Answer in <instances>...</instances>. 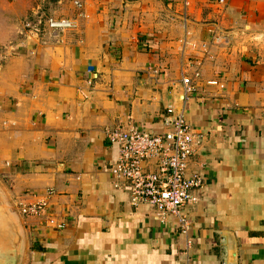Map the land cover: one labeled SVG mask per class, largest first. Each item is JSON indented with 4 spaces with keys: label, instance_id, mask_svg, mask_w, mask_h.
Listing matches in <instances>:
<instances>
[{
    "label": "crops",
    "instance_id": "crops-1",
    "mask_svg": "<svg viewBox=\"0 0 264 264\" xmlns=\"http://www.w3.org/2000/svg\"><path fill=\"white\" fill-rule=\"evenodd\" d=\"M68 3L0 51V192L23 230L22 264H230V235L238 264H264V0ZM51 17L77 28L55 36ZM184 77L196 92L182 108ZM171 108L198 142L190 244L176 220L131 204L106 135L164 134ZM46 200V215L19 214Z\"/></svg>",
    "mask_w": 264,
    "mask_h": 264
},
{
    "label": "built area",
    "instance_id": "built-area-1",
    "mask_svg": "<svg viewBox=\"0 0 264 264\" xmlns=\"http://www.w3.org/2000/svg\"><path fill=\"white\" fill-rule=\"evenodd\" d=\"M77 6L82 9L84 5L78 2ZM46 25L55 36L77 28L76 21L63 18L51 17ZM210 84L224 88L217 82ZM183 87L186 102L196 92V87L187 77L183 79ZM169 113L174 115L172 130L164 134L142 131L138 126L128 124L110 129L106 135L112 144L119 147V158L112 172L117 179L128 183L131 204L155 209L162 223L176 220L190 244L191 221L185 209L195 202L196 191L203 187L199 174L188 175L198 142L184 111L177 112L171 108ZM48 195H56L55 190H50ZM18 210L25 219L39 218L47 214L49 203L46 200L31 205L21 204ZM48 224L64 228V224L53 218Z\"/></svg>",
    "mask_w": 264,
    "mask_h": 264
},
{
    "label": "rangeland",
    "instance_id": "rangeland-1",
    "mask_svg": "<svg viewBox=\"0 0 264 264\" xmlns=\"http://www.w3.org/2000/svg\"><path fill=\"white\" fill-rule=\"evenodd\" d=\"M68 2L71 0H0V51L11 44L15 34L27 28L34 14L58 16L57 10L71 6Z\"/></svg>",
    "mask_w": 264,
    "mask_h": 264
},
{
    "label": "water",
    "instance_id": "water-1",
    "mask_svg": "<svg viewBox=\"0 0 264 264\" xmlns=\"http://www.w3.org/2000/svg\"><path fill=\"white\" fill-rule=\"evenodd\" d=\"M180 102L185 103L184 87ZM183 111V109H182ZM23 230L16 218L14 210L5 201L0 192V264H22L23 260ZM230 264H238V249L235 237H229Z\"/></svg>",
    "mask_w": 264,
    "mask_h": 264
}]
</instances>
